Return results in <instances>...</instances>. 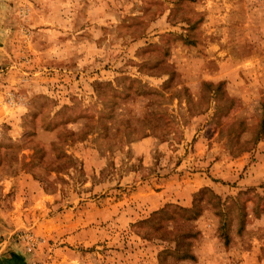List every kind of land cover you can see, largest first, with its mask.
<instances>
[{
  "label": "rangeland",
  "instance_id": "374dc122",
  "mask_svg": "<svg viewBox=\"0 0 264 264\" xmlns=\"http://www.w3.org/2000/svg\"><path fill=\"white\" fill-rule=\"evenodd\" d=\"M263 164L264 0H0V264H264Z\"/></svg>",
  "mask_w": 264,
  "mask_h": 264
},
{
  "label": "trees",
  "instance_id": "16d2710c",
  "mask_svg": "<svg viewBox=\"0 0 264 264\" xmlns=\"http://www.w3.org/2000/svg\"><path fill=\"white\" fill-rule=\"evenodd\" d=\"M177 211H179V214H177L178 216H180V221L177 225L176 228H174L173 230V239L171 240L174 244V249L177 250L178 247L181 248L182 251V259H189V260H193V255L191 254V252H189L190 250V246L187 242H183V239H185L186 237H192L194 235L195 232H193V230H191V228H185L181 226V223L183 222H189L191 219L195 218L197 216V213H195L193 210L194 209H181V208H177ZM162 214V212H161ZM160 213H155V216H161ZM187 215L189 216L190 219L187 218ZM174 221H176V219H172ZM179 227V228H177ZM182 227V228H181ZM161 229V228H159ZM179 235V238L177 240V236ZM175 236V237H174ZM179 251V249H178ZM177 251V252H178Z\"/></svg>",
  "mask_w": 264,
  "mask_h": 264
},
{
  "label": "crops",
  "instance_id": "0c3cea01",
  "mask_svg": "<svg viewBox=\"0 0 264 264\" xmlns=\"http://www.w3.org/2000/svg\"><path fill=\"white\" fill-rule=\"evenodd\" d=\"M262 168H263V171H264V164L262 165ZM264 177V172H263V174H262V176H261V178H263ZM264 179V178H263ZM158 205V204H157ZM132 220H135V215L133 216V219Z\"/></svg>",
  "mask_w": 264,
  "mask_h": 264
}]
</instances>
